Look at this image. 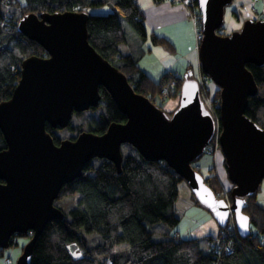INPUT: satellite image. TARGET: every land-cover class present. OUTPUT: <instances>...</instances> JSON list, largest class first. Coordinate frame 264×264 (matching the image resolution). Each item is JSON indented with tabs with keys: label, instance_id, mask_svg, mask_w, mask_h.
Segmentation results:
<instances>
[{
	"label": "water",
	"instance_id": "1",
	"mask_svg": "<svg viewBox=\"0 0 264 264\" xmlns=\"http://www.w3.org/2000/svg\"><path fill=\"white\" fill-rule=\"evenodd\" d=\"M232 2L197 0L199 66L220 90L218 141L232 184L230 207L192 167L214 137L216 124L191 72L182 76L178 105L168 114L136 93L127 77L91 46L86 12L28 13L19 20L18 32L47 56L25 58L10 98L0 102V132L6 143L0 150V248L8 249L15 234L30 236L15 264H29L45 226L64 218L54 205L61 188L80 177L94 158L107 159L120 173L126 143L144 159L172 168L219 226L227 224L232 211L238 235H249L242 198L264 179V130L244 113L248 98L257 93L246 64L264 65V0L259 19H246L239 30L221 35L217 30ZM100 87L125 122L110 123L102 134L83 131L56 145L46 125L63 129L74 112L98 107Z\"/></svg>",
	"mask_w": 264,
	"mask_h": 264
},
{
	"label": "trees",
	"instance_id": "2",
	"mask_svg": "<svg viewBox=\"0 0 264 264\" xmlns=\"http://www.w3.org/2000/svg\"><path fill=\"white\" fill-rule=\"evenodd\" d=\"M108 1L115 6L113 12L88 13V7ZM162 1L153 0L155 3ZM65 11L88 14L89 43L127 77L136 93L163 109L164 104L157 103L165 100L160 96L161 90L174 82V88L167 92L166 98H178L182 75L168 71L158 80H153L130 55L121 53L118 48L126 40L122 20L138 37L146 36L143 15L136 0H24L23 3L19 0H0V102L10 98L19 81L21 63L25 58L47 56L39 44L18 32L19 20L28 13ZM8 14L9 27L5 28L1 23ZM222 30L223 26L217 33L225 35ZM152 41L171 45L166 38L157 35H152ZM246 68L254 78L257 93L248 98L244 113L264 130V65L259 67L248 63ZM187 72L193 73L190 68ZM215 92L220 102V90ZM99 94V106L87 110L91 116L87 129L72 122L63 129L46 125V131L54 142L63 137L74 139L83 131L102 134L110 123L125 122V115L118 111L103 87L99 88ZM63 130L69 131L67 136L60 135ZM123 146L126 150L122 151L120 173L112 162L95 158L85 166L80 177L61 188L56 201L70 198L75 205L65 214L54 201L64 218L52 220L45 226L35 241L29 264H264V200L259 198L260 186L253 194L242 198V211L250 221V233L246 237L233 236L226 225H218L216 235L201 239L178 238L176 232L170 233L167 229L162 239L154 240V225L163 223L173 229L178 224L175 203L179 185L185 181L164 161L146 160L130 144ZM5 148L0 132V150ZM200 158L192 167L201 173L197 166ZM204 178L205 184L217 195L222 185L213 167ZM231 188L232 184L227 188L229 195ZM195 203L198 204L196 200ZM91 232L99 235L101 240L95 243L93 238H88L86 234ZM16 236H24L27 241L30 237L28 233L15 234L10 239L11 245L16 244ZM204 242L205 246L202 245ZM69 244L81 249L80 258L74 259L70 255L67 250ZM223 244H230L232 251H222ZM4 251L0 248V257Z\"/></svg>",
	"mask_w": 264,
	"mask_h": 264
},
{
	"label": "crops",
	"instance_id": "3",
	"mask_svg": "<svg viewBox=\"0 0 264 264\" xmlns=\"http://www.w3.org/2000/svg\"><path fill=\"white\" fill-rule=\"evenodd\" d=\"M136 1L138 3V0ZM257 3L258 2H253V0H233L230 10L237 24L242 25L243 21L249 18H260L257 16L259 11L255 9L258 6ZM139 7L143 15L146 36L145 38H139L138 36V38H133V41L137 43L135 51L132 52L128 46H124V48L120 50L121 53L130 55L136 61L137 66L142 71L147 73V75L153 80H158L160 75L168 71L182 75L181 72L183 68H185L186 73L188 68L191 69L192 67L199 65L198 42L195 38V33L192 28L188 12L184 6L167 0L160 3H155L153 0H145L142 5H139ZM171 30L175 33L176 30H179L181 34L183 32L184 37L186 38L184 41L188 42L189 40L190 44V48L186 53L182 54L181 57L174 59H170V56L173 52L179 49V40L171 33ZM152 35L166 38L171 45L161 46V44L153 43ZM126 40L123 43H125ZM177 103V98L167 99L164 104L165 110H173L176 108ZM204 155L206 156L204 158H200L197 162V166L200 168L201 174L206 176L209 169L213 167L221 183L228 187L223 167L219 163V160H217V156H219V154L216 152L214 155L208 153H205ZM179 188L184 190L186 193L185 197L188 199L187 204L196 205L192 192L186 182L180 183ZM262 198L264 200V196ZM176 204L177 200L175 207ZM205 213V215H209V217L203 224H201V226L194 230L191 238H203L207 235L217 234V222L209 214V212L205 211ZM177 235L179 234L177 233Z\"/></svg>",
	"mask_w": 264,
	"mask_h": 264
},
{
	"label": "rangeland",
	"instance_id": "4",
	"mask_svg": "<svg viewBox=\"0 0 264 264\" xmlns=\"http://www.w3.org/2000/svg\"><path fill=\"white\" fill-rule=\"evenodd\" d=\"M19 1L22 2V3L24 2V0H19ZM144 1L145 0H138V4L142 5ZM257 4H258V6L255 8L256 10L259 11L257 16L261 17V14H262V0L258 1ZM230 6L231 5L227 6L225 8V12H224V22H223V30L222 31L225 34H230L232 31L239 30V28L241 27V24H237L233 14H232V12L230 10V8H231ZM114 10H115V6H114L113 2L108 1V2H105L102 5H99V6L88 7L87 11H88V13H91V14H107V13L113 12ZM191 25H192V23H191ZM122 26L124 28V31L126 32L127 40H126L125 43H120L119 44V49L122 50L124 48V46L125 47L128 46L130 48V50L133 52V51L136 50V46H137V43L133 41V38L137 37V34L123 20H122ZM192 28H193V26H192ZM171 33L174 36H176L178 38V40H179V42H178L179 49L177 51L173 52L171 54V56H170V59H172V58L174 59V58H177V57H181L182 54L186 53L189 50V48H190V44H189V40H188V42L184 41V39L186 40V38L184 37L183 32L181 34V32L179 30H176V33H177L176 34L173 30H171ZM196 68H197V66L191 68V71H193V73H192L193 76H195ZM184 73H185V68H183V70L181 72L182 76L184 75ZM213 88H214V95L213 96H214L215 99H217V97L215 96L216 95L215 91L218 89V87L214 84ZM166 100H167V98H165L164 101H159L157 103L158 104L159 103L160 104H165ZM177 105H178V103H177ZM163 110L167 111V110H165V106L164 105H163ZM173 110L167 111V112L170 113ZM88 111L86 110V111H83L82 113L81 112H77V113H80L79 115L72 114L70 122H72L73 125H81L83 129H87V127H88L87 123H88V121H91V116H90V113ZM96 112H97V110H96ZM68 132L69 131H67V130H63L60 133V135L61 136H67ZM121 150L125 152L126 148L124 146H122ZM216 152L219 154V156H217V160H219V163L222 165L223 170L225 172L226 181H227V184H228L227 186L231 187V183L229 182L228 177H227V171H226V168H225L224 156H223L220 148H218V150ZM205 156L206 155L203 154L201 156V158H204ZM210 165H212V164H210ZM220 183H221V181H220ZM221 185L224 188H228L225 185H223L222 183H221ZM222 187H220V189L217 192V196L218 197H223L224 196V194L222 192ZM259 191H260L259 198H262L264 196V194H263L264 193V183L263 182L260 184ZM185 195H186V193L184 192V190L179 188L177 204H176V213L179 216L178 224L173 229L167 228L163 223H159V224L154 225L152 227L153 239L154 240L162 239L164 232H166L168 230H169L170 233L171 232L172 233L173 232L178 233L179 234L178 238H191L193 236L194 230L197 229L199 226H201V224H203L206 221V219L209 217V215H205L206 214L205 211L206 212H209V211L206 210L204 207H202L200 204H198V205L197 204L196 205L187 204L188 203V201H187L188 199H186ZM228 196H229V192H228ZM55 203H56V205H58L62 209V211L65 214H68L69 210L72 207H74V205H75V202L72 201L70 198L60 199V200H57ZM262 205L264 206V203ZM202 208H204V209H202ZM209 214L211 215L210 212H209ZM86 236L88 238L89 237L93 238L95 240V243L101 240L100 236L97 235L94 232L87 233ZM199 239H201V238H199ZM14 240H15L16 244L11 245L8 249H5L4 255L2 257H0V264H5V258H9L10 259V264H15L18 256L21 253L22 247L27 242V238L24 237V236H16ZM202 245L205 246V242L202 243Z\"/></svg>",
	"mask_w": 264,
	"mask_h": 264
},
{
	"label": "built area",
	"instance_id": "5",
	"mask_svg": "<svg viewBox=\"0 0 264 264\" xmlns=\"http://www.w3.org/2000/svg\"><path fill=\"white\" fill-rule=\"evenodd\" d=\"M169 2L175 3V4H180L184 6L188 12L189 19L192 23L193 30L195 33V38L199 44V41L202 37L201 34V22H200V14H199V8L197 6V0H167ZM260 0H253V2H258ZM7 5V4H6ZM2 26L5 28L9 27V14L4 18V20L1 23ZM195 80L198 83L199 86V92L200 96L203 100V103L207 110L210 112L212 115L215 124H216V130H215V135L212 138L211 142L209 143L206 151L208 154L214 155L216 151L219 148V133H220V120H219V106L220 102H218L217 99L214 98V88H213V83L211 80L202 73L200 66L198 65L196 70H195ZM174 88V82H170L165 88L161 90L160 96L162 98L167 97V92L172 90ZM222 187V186H221ZM222 192L224 194L223 197H219L225 200L227 203V206L230 207L231 204V198L230 195L228 196V189L222 187ZM227 230L232 234L233 236H237L238 232L236 229L235 225V220H234V215L232 211H229V218L228 222L226 224ZM67 250L69 251L70 255L74 259H78L82 256V251L81 249L75 245V244H69L67 245ZM222 251L225 253H229L232 251L231 245L230 244H223L222 245ZM108 263H110L108 261ZM5 264H10V259L5 258Z\"/></svg>",
	"mask_w": 264,
	"mask_h": 264
},
{
	"label": "flooded vegetation",
	"instance_id": "6",
	"mask_svg": "<svg viewBox=\"0 0 264 264\" xmlns=\"http://www.w3.org/2000/svg\"><path fill=\"white\" fill-rule=\"evenodd\" d=\"M61 139H63V138H61ZM60 139V140H61ZM60 140L59 141H56V142H54L56 145H58L59 144V142H60ZM123 146V145H122Z\"/></svg>",
	"mask_w": 264,
	"mask_h": 264
},
{
	"label": "bare ground",
	"instance_id": "7",
	"mask_svg": "<svg viewBox=\"0 0 264 264\" xmlns=\"http://www.w3.org/2000/svg\"><path fill=\"white\" fill-rule=\"evenodd\" d=\"M231 4H232V3H231ZM231 4H230V5H231ZM199 14H200V21H201V12H200V10H199Z\"/></svg>",
	"mask_w": 264,
	"mask_h": 264
},
{
	"label": "snow or ice",
	"instance_id": "8",
	"mask_svg": "<svg viewBox=\"0 0 264 264\" xmlns=\"http://www.w3.org/2000/svg\"><path fill=\"white\" fill-rule=\"evenodd\" d=\"M244 226H245V227H247V225H246V224H245Z\"/></svg>",
	"mask_w": 264,
	"mask_h": 264
}]
</instances>
